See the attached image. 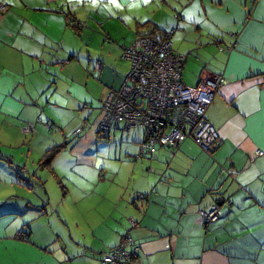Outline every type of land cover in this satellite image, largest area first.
<instances>
[{
  "label": "crops",
  "instance_id": "0c3cea01",
  "mask_svg": "<svg viewBox=\"0 0 264 264\" xmlns=\"http://www.w3.org/2000/svg\"><path fill=\"white\" fill-rule=\"evenodd\" d=\"M141 1L0 0V123L6 119L7 130H12L0 133V139L16 138L20 124L33 122L38 112L53 125L36 126L41 158L59 146L46 135L55 126L65 134L84 127L70 153H80L79 147L104 135L90 122V114L97 111L100 116L101 98L116 90L128 71L112 61L108 73L101 70L107 60L117 62L121 50L92 52L95 42L91 46L89 37L83 43L84 29L71 25L72 17L78 22L86 18L85 29L99 24L114 45L128 40L123 47L138 35L169 34L173 52L186 57L183 70L190 61L192 87L201 74L222 78L225 83L206 113L221 146L207 153L187 139L176 150L140 154L142 129L123 131L134 139L112 160L119 163L117 172L104 168L95 176V188L105 186L101 192H92L86 175L77 176L81 180H75V190L64 200L80 211L99 203V219H89L80 228L82 220H68L76 227L69 230L68 242H60L58 234L51 246L49 240H40L29 221L17 218L34 210L35 205L16 193L34 191L30 175L0 169L5 195L0 197V264H102L101 257L125 235L137 248L138 264H264V0H151L156 9L146 14ZM216 44L229 51H219ZM69 158L87 163L83 154ZM52 165L40 174L39 183L45 185L52 175L59 180L62 173ZM119 173L127 180L122 182ZM140 195L147 199L141 201ZM215 204L217 220L204 222L199 212Z\"/></svg>",
  "mask_w": 264,
  "mask_h": 264
},
{
  "label": "built area",
  "instance_id": "2783aa9c",
  "mask_svg": "<svg viewBox=\"0 0 264 264\" xmlns=\"http://www.w3.org/2000/svg\"><path fill=\"white\" fill-rule=\"evenodd\" d=\"M69 22L77 28L80 26L72 17ZM218 49L224 52L223 47ZM122 57L129 62V71L120 86L100 101L97 132L107 134L114 127L123 131L142 129L140 154H150L156 148L176 150L187 139L207 153L221 146L222 141L206 119V113L219 87L225 83L222 78L201 74L195 87L186 86L182 80L186 57L173 52L169 34L138 35L123 47ZM139 199L147 198L140 195ZM218 215L216 204L208 211L199 212L206 223L214 222ZM137 253L132 239L125 235L101 257V262L138 264Z\"/></svg>",
  "mask_w": 264,
  "mask_h": 264
},
{
  "label": "rangeland",
  "instance_id": "374dc122",
  "mask_svg": "<svg viewBox=\"0 0 264 264\" xmlns=\"http://www.w3.org/2000/svg\"><path fill=\"white\" fill-rule=\"evenodd\" d=\"M151 0H142L141 3L144 7H141V12L146 14V12H153L156 8H153V4L150 3ZM167 3V2H166ZM166 3H163L164 7H166ZM169 5V4H168ZM176 16V15H175ZM115 19V18H114ZM116 20V19H115ZM80 21L79 30H83V36L82 40L83 43H86L89 41V37H91V46L92 43L95 42V46L91 47V51L97 54L104 53V52H110L112 53L113 49L112 47H118V50H121L122 47L127 43V41L119 42L117 45H114L113 39H107V32L100 29L99 24H95L96 29H85L87 21L86 18H83ZM84 23V25H83ZM105 23V22H104ZM114 32L116 30V27L113 28ZM114 35V33H113ZM130 39V38H129ZM133 39V38H132ZM104 43L105 47L101 51L100 48H97L100 44ZM109 54V55H110ZM122 53L117 57V62L114 60V58L107 60L105 64L101 66V70L105 68L108 64H112V62L119 63L126 71L129 67V62L123 59ZM112 61V62H110ZM82 64H86L85 58L82 59ZM87 65V64H86ZM105 65V66H104ZM185 66V65H184ZM93 68L97 69V65L95 64V60L93 61ZM75 74L80 76V71L78 66H74ZM92 69V66H90V70ZM99 69V70H100ZM191 66L190 61L187 62L185 69L183 70V76L185 83L192 87V85L188 82L191 79ZM99 72H95V77L98 76ZM127 74V73H126ZM125 74V75H126ZM124 75V76H125ZM94 77V76H93ZM195 82V79H193V83ZM103 97V96H102ZM102 99V98H101ZM101 101V100H100ZM100 108V107H99ZM100 115V114H99ZM57 117V116H56ZM90 122H93L99 119L98 112L96 111L93 114H90ZM8 121L5 119L4 124L2 125L0 123V133H4L5 131L8 134V131L12 133V130H7ZM44 126L48 129L53 128V125L46 123V119L44 114L38 112L37 118L33 120V122H26L23 124H20L19 127V134L16 132L15 137L13 140H8V136H4V138L0 139V160H3V165L0 164V169L6 170V171H17V170H24L26 175L30 177L31 184L34 182L35 187L34 191H28L27 189L23 190H16L17 197H21L25 202L29 201L31 205L34 206V210L28 211V215L23 216H17V218L22 219L24 221H29L31 226L34 228L35 233L37 232L38 237L40 240H49L50 246L52 245L53 241L56 239V235L59 234V236L62 237L60 242L67 241L69 237V230L74 231L75 225L73 223L68 222V220L72 219L74 221L75 218L78 220H82V224H79V228L87 222L89 219H99V215L102 213V210L98 207L99 203L94 204L96 206L93 207H87L85 209H82L81 211L73 204V202L68 201L67 203H64L65 198H68L71 193L75 190V180H81L77 176L84 177L86 175L87 184L90 188H92V192L96 189L97 191L101 192V189L103 187L95 188L94 180L99 174V172H102L104 168H110L112 171L117 172V166H119L118 162L112 161L115 157L118 158L120 152L124 151L125 146L130 143L134 137L127 134H122L123 130L122 128H119L118 131L113 133H107L109 136H106V133L98 132L104 134L99 135V138H95L94 141L88 142L84 144L83 146L79 147L77 150L80 153L71 152L70 149L72 145L76 142L75 140H78L80 138V133L83 130V126L81 125L79 128V132L76 133V130H70L66 134L62 132V130L58 131V127L55 126L56 129L51 130L50 133H47V137H52V142L57 143V140L59 141L57 145H64L67 146L69 143V147L66 148V150L63 149L61 153H58L56 157L53 159L52 163L56 165V168L59 170L60 176L59 180L56 179L54 175L50 176V180L43 185V183L40 180V183L38 180L40 179V174L47 170L46 167L40 166L41 164V155H40V138H37L38 134L40 133V130L36 129V126ZM39 128V127H38ZM112 130V129H111ZM57 131V132H56ZM66 131V130H65ZM88 129L86 128V133ZM91 131V130H90ZM97 131V130H96ZM56 132L55 134H53ZM53 134V136H51ZM83 135L85 134V129L83 130ZM132 134H134L132 132ZM9 136H12L10 134ZM72 138L68 142L66 141V138ZM48 138L43 143L47 144ZM54 147H50L47 152L43 154V156L50 155L54 151ZM72 157H81L85 156L87 163L85 164V160L83 158H79L78 161L75 159H70L69 155ZM42 156V157H43ZM13 159V160H12ZM47 158H44L46 160ZM51 163V169L53 167ZM94 163V164H93ZM49 168V167H48ZM96 171V175H95ZM33 173H37L36 176ZM9 174V173H6ZM120 174V173H119ZM122 178L120 180L124 182L127 180L126 174H120ZM26 178V177H24ZM64 188V189H63ZM80 189H83V187H80ZM12 191V190H10ZM67 191V195H66ZM0 197L5 196L2 195V192L0 191ZM6 195H12V197L16 196L13 192H7ZM66 195V197H64ZM71 197V196H70ZM97 195H93V200L95 201V198ZM33 201L34 203H32ZM67 201V200H66ZM32 207V206H31ZM45 208V211H42L40 213V208ZM40 214L44 215V220H40ZM28 219V220H27ZM67 221V223H66ZM42 222L48 223V225L44 224L42 225ZM70 223V225H69ZM84 227V226H83ZM52 228V229H51ZM90 233V232H88ZM68 236V237H67ZM35 242L40 243V241L35 240ZM52 249H56V247L52 246Z\"/></svg>",
  "mask_w": 264,
  "mask_h": 264
},
{
  "label": "trees",
  "instance_id": "16d2710c",
  "mask_svg": "<svg viewBox=\"0 0 264 264\" xmlns=\"http://www.w3.org/2000/svg\"><path fill=\"white\" fill-rule=\"evenodd\" d=\"M65 148V146L64 145H62V146H56V147H54V151L50 154V155H45V156H43L42 158H41V164H40V166H44V167H46V168H50V165H51V162L53 161V159L56 157V155H58V153H60L63 149ZM44 158H47L46 160H44L43 162H42V160L44 159ZM22 237H24L23 239H27V236L26 235H22Z\"/></svg>",
  "mask_w": 264,
  "mask_h": 264
},
{
  "label": "water",
  "instance_id": "95a60500",
  "mask_svg": "<svg viewBox=\"0 0 264 264\" xmlns=\"http://www.w3.org/2000/svg\"><path fill=\"white\" fill-rule=\"evenodd\" d=\"M220 45L219 44H216V47H217V49H218V47H219ZM225 48L223 49L224 51L226 50V48L228 47V46H224ZM219 50V49H218ZM220 51V50H219Z\"/></svg>",
  "mask_w": 264,
  "mask_h": 264
}]
</instances>
